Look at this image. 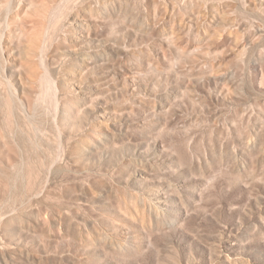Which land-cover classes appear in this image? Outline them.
Wrapping results in <instances>:
<instances>
[{"label": "rangeland", "instance_id": "1", "mask_svg": "<svg viewBox=\"0 0 264 264\" xmlns=\"http://www.w3.org/2000/svg\"><path fill=\"white\" fill-rule=\"evenodd\" d=\"M0 44V264H264V0H0Z\"/></svg>", "mask_w": 264, "mask_h": 264}, {"label": "bare ground", "instance_id": "2", "mask_svg": "<svg viewBox=\"0 0 264 264\" xmlns=\"http://www.w3.org/2000/svg\"><path fill=\"white\" fill-rule=\"evenodd\" d=\"M0 48H1V51H3L2 47H1V44H0ZM2 54H3V52H2Z\"/></svg>", "mask_w": 264, "mask_h": 264}]
</instances>
